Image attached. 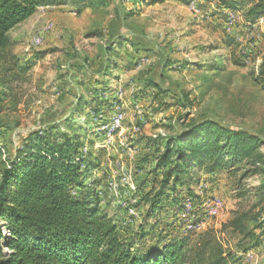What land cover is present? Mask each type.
<instances>
[{
    "label": "rangeland",
    "instance_id": "374dc122",
    "mask_svg": "<svg viewBox=\"0 0 264 264\" xmlns=\"http://www.w3.org/2000/svg\"><path fill=\"white\" fill-rule=\"evenodd\" d=\"M224 1L233 0L153 4L110 0L105 8H85L78 14L69 5L37 9L10 31L13 45L8 53L14 55L13 64L0 61V165L18 135L40 127L47 115L58 118L64 113L62 117L72 116L89 129L82 155L100 151L99 166L92 172V178L100 179L95 192L101 209L120 224L122 236L137 233L144 224L141 240L148 244L165 227L172 234L190 237L206 227H219L239 204H246L245 197L238 196L236 178L228 177L224 169L214 174L198 170L193 178L200 181L191 184L199 197L195 204L186 198L183 209L172 218L173 207L166 200L157 215L145 222L147 204L141 198L153 177L140 173H147L150 166L142 165L145 152L133 147L142 136L169 135L203 119L257 133L264 141V92L251 75L264 53V28L254 29L244 19L250 4L232 10L223 7ZM117 35L141 41V48L150 50L140 51L133 66L130 49L124 45L126 50L105 83L97 93H87L93 82L86 74L102 77L105 49ZM128 64L131 67L124 68ZM150 81L173 89V95H186L190 104H175L167 91L154 97ZM78 97L87 104L80 114H73ZM103 101L112 104L103 107ZM94 107L98 114L94 115ZM118 116L120 127L110 135ZM260 149L264 151V143ZM258 180L257 175H249L241 183L252 187ZM186 191L184 184L180 193ZM213 201L219 203L217 209L210 208ZM197 219V228L187 233V226ZM238 253L246 256L236 254L231 264H252L254 256V264H264V234L260 245Z\"/></svg>",
    "mask_w": 264,
    "mask_h": 264
},
{
    "label": "trees",
    "instance_id": "16d2710c",
    "mask_svg": "<svg viewBox=\"0 0 264 264\" xmlns=\"http://www.w3.org/2000/svg\"><path fill=\"white\" fill-rule=\"evenodd\" d=\"M109 1L0 0V61L13 64L14 55L8 53L13 45L10 31L38 8L69 5L78 14L85 8H105ZM120 1L153 4L162 0ZM244 3L250 4L243 13L248 23L264 18V0L224 1L223 7L236 10ZM124 45L130 49L133 66L140 51L150 50L141 48V41L117 35L105 49L102 77L86 74L93 82L87 93H97L105 83V76L117 67L116 59L126 50ZM251 75L264 92V53ZM150 82L154 97L167 91L175 104H190L186 95H173V89ZM86 104L78 97L73 114H80ZM111 104L103 101V107ZM93 112L98 114V108ZM63 115H47L40 127L18 135L0 165V264H231L238 252L260 245L264 234V151L260 146L264 141L259 134L203 119L169 135L142 136L138 141L146 149L142 165L150 164L147 173L153 177L151 188L141 198L147 204L145 222L157 215L166 200L171 201L172 218L183 209L186 198L195 204L199 197L191 184L199 183L200 178H193L198 170L214 174L224 169L228 177L236 178L238 196L245 197L246 203L239 204L219 227H206L195 237L172 234L165 227L147 244L141 240L144 224L137 233L122 236L120 224L101 209L95 192L100 179L92 178L100 151L87 150L82 155L89 129ZM249 175L259 177L252 187L241 183ZM184 184L185 195L180 193Z\"/></svg>",
    "mask_w": 264,
    "mask_h": 264
},
{
    "label": "bare ground",
    "instance_id": "6f19581e",
    "mask_svg": "<svg viewBox=\"0 0 264 264\" xmlns=\"http://www.w3.org/2000/svg\"><path fill=\"white\" fill-rule=\"evenodd\" d=\"M120 118L121 116L115 117L111 123V127H110V135L117 130L120 127ZM218 201V200H217ZM211 202L210 203V208H218L219 207V203L218 202ZM209 204V202H208ZM209 208V207H208ZM213 211V210H212ZM203 222V221H202ZM190 223V222H189ZM186 226V225H185ZM197 224L195 223H190V225L187 226V228L185 229V231L188 233L189 231H193L194 229L197 228ZM202 226V225H201Z\"/></svg>",
    "mask_w": 264,
    "mask_h": 264
},
{
    "label": "crops",
    "instance_id": "0c3cea01",
    "mask_svg": "<svg viewBox=\"0 0 264 264\" xmlns=\"http://www.w3.org/2000/svg\"><path fill=\"white\" fill-rule=\"evenodd\" d=\"M40 8H43V7H40ZM39 9V8H38ZM254 29L255 28H258L260 30H263L264 26H263V19L258 21L257 23H254ZM263 32V31H262ZM147 134V133H146ZM139 140H137V143L134 144V147H133V150H136V149H141L142 152H146V149H144L139 143H138ZM127 166V165H126ZM147 166H150V164H144V167L147 168ZM126 170H129V169H126ZM143 171V170H142ZM142 171L140 172L141 174H145V177H149L150 175L148 173H142ZM139 173V174H140ZM138 176V174L136 175ZM139 189V188H138ZM256 249H253V251L255 252ZM258 251V250H257ZM248 252V251H247ZM243 254V256H246L245 253H241ZM240 253H237V257L238 256H242ZM252 264H254V262H256V257L254 256L251 260Z\"/></svg>",
    "mask_w": 264,
    "mask_h": 264
},
{
    "label": "built area",
    "instance_id": "2783aa9c",
    "mask_svg": "<svg viewBox=\"0 0 264 264\" xmlns=\"http://www.w3.org/2000/svg\"><path fill=\"white\" fill-rule=\"evenodd\" d=\"M247 31H249V28H247ZM249 34V32H248ZM36 41H39V40H36ZM100 189V188H99ZM211 197H217V196H211ZM211 200V199H210ZM213 209H216V208H213Z\"/></svg>",
    "mask_w": 264,
    "mask_h": 264
}]
</instances>
